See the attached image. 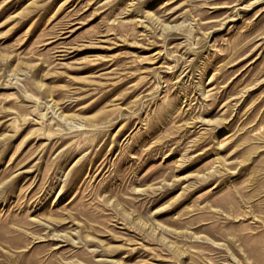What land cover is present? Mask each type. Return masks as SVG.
<instances>
[{"label": "rangeland", "instance_id": "374dc122", "mask_svg": "<svg viewBox=\"0 0 264 264\" xmlns=\"http://www.w3.org/2000/svg\"><path fill=\"white\" fill-rule=\"evenodd\" d=\"M0 264H264V0H0Z\"/></svg>", "mask_w": 264, "mask_h": 264}]
</instances>
